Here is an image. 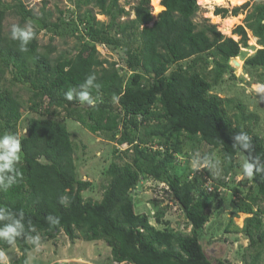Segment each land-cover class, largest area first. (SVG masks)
Instances as JSON below:
<instances>
[{"label": "trees", "instance_id": "16d2710c", "mask_svg": "<svg viewBox=\"0 0 264 264\" xmlns=\"http://www.w3.org/2000/svg\"><path fill=\"white\" fill-rule=\"evenodd\" d=\"M67 1L76 15L52 23L45 5L36 15L16 0L12 7L18 24L30 19L39 26L28 51L21 52L17 41L3 35L2 23L11 6L0 0V83L11 72L12 83L27 85L28 110L36 114L27 119L25 133L18 136L22 103L10 88L0 89V135L10 132L21 141L20 176L11 188L0 189V207L22 213L28 234L41 240H54L63 233L71 242L77 238L103 241L114 264H213L201 243L209 220L207 192L201 187L204 180L195 172L184 180L169 175L168 167L176 166L177 157L184 154L185 139L218 149L225 174L233 170L238 155L264 161V141L253 133L252 115L245 114L240 103L230 115L231 101L210 94L231 71L230 59L248 47V32L259 48L244 65L250 71L260 70L259 81H263L264 0H246L230 10L214 9V15L221 18L245 12L242 24L232 29L237 41L208 20L194 21L200 0H160L164 9L155 17L150 0H135L131 5L126 0ZM97 15L105 20H98ZM62 25L73 26L86 41L74 56L52 58L55 48L48 44L40 51L37 35L40 30L56 32ZM97 44L116 52L130 73L128 78L118 72L117 62L99 58ZM93 74L100 85L90 89L94 107L65 99L69 88L78 87ZM54 111L63 112L106 141L126 146L114 152L130 161L114 160L108 165V182L99 201L83 198L92 184L79 176L69 129L65 122L49 117ZM241 131L251 137L250 153L233 146L232 136ZM145 178L168 186L189 233L167 224L159 230L146 215L135 213L132 190ZM250 181L254 194L240 198L234 190L237 210L250 214L241 231L253 252L241 264H264V173ZM196 189L205 195L197 196ZM63 195L69 197L67 206L59 202ZM166 207L154 214L158 221ZM48 216L59 218V224H50ZM12 246L18 249L14 264H29L28 252L36 245L24 237L11 246L0 240V249L7 251Z\"/></svg>", "mask_w": 264, "mask_h": 264}, {"label": "rangeland", "instance_id": "374dc122", "mask_svg": "<svg viewBox=\"0 0 264 264\" xmlns=\"http://www.w3.org/2000/svg\"><path fill=\"white\" fill-rule=\"evenodd\" d=\"M1 1L11 6V8H8L2 23L3 35L9 36L10 26L14 23H19V18L13 13L14 9L12 7L16 4V0ZM21 1L36 15L41 14V9L45 5V11L51 14L49 21L52 23L60 19L67 21L70 20L68 18H70L72 14L76 15L74 8L67 0ZM127 1L130 5L135 2V0H126V2ZM245 1L246 0H243L242 4ZM122 2L123 0H121V3ZM240 5L237 4V6ZM198 6L199 11L194 21L202 22L203 20H208L210 23L215 24L221 33V20L224 18L214 15V9L216 7H223L230 10L236 7V5H229L228 2L223 0H217L216 2L211 0H200ZM128 8L129 6L126 7V9ZM158 13L154 14L152 8L154 17L157 16ZM238 16H241V18L230 28V35L222 33L223 35L226 37L235 36L232 35V29L242 24L245 12L234 17H226L232 19ZM96 17L100 21L105 20L101 15H97ZM132 17L133 15H131V18ZM28 21H31L34 29L39 28L38 24L33 20L28 19L26 22ZM25 23H23V25ZM81 37L82 35L74 31L73 26L62 25L56 32L40 30L37 35V40L40 51H44L48 44H51V46L55 48V51L51 54L52 58L59 55H65L66 58H70L76 54V49L79 45L86 41L85 38ZM235 37L236 39L233 37L231 38L237 41L239 37ZM252 37L251 33L248 32V47L242 48L244 50L241 49L239 56L242 62L240 70H237L236 67L228 63L231 67V71L224 75L220 83L211 88L210 94L216 95L220 99L231 101L227 109L230 115L235 111V105L237 103L242 104L244 113L252 115L251 126L253 133L264 141V93L258 94L256 92V85L264 84V78L261 83L259 81L263 73L260 70L250 71L244 65V60L259 48L254 37L255 44L252 45L249 42ZM96 48L99 52L100 59L117 62L116 69L118 72L125 79L128 78L130 73L122 66L121 61H118L116 52L109 50L102 44H97ZM181 64L185 65V62ZM5 88H10L19 97L22 103V108L20 110L22 118L17 126L18 136H21L25 133L27 119L36 116V114L28 110V97L30 95L27 89L28 86L20 82L12 83V74L8 72L0 83V89ZM49 117H54L57 120L65 122L69 129L71 140L75 147L74 159L77 172L83 180H88L92 184L87 191L82 193L83 198L99 201L102 196L103 187L108 182L105 173L108 165L114 160L119 163L130 161L129 157L122 155L119 158L114 152L115 149L119 151L124 150L126 146H118L114 142L106 141L98 135L90 133L75 120L65 117L63 112L54 111ZM182 152L184 154L177 157L178 161L176 162V166L170 165L168 167L169 175L179 176L184 180L186 175L195 172L204 180L201 186L202 188H205V184H208L212 188V192L206 195V200L209 204V220L203 228L201 239L206 257L211 260L213 264H217L218 261H221L222 264H241L242 259L249 261V255L253 252V249H250L248 246L249 240L241 231V228L243 227L245 218L250 217V214H245L237 210L234 197L235 189L239 191L237 195H239L240 198H243L247 194L255 193L250 178H241V164L245 160V157L243 155H238L233 170L230 171L229 174H225L223 169L225 163L218 149H212L205 144H198L196 141L185 139L182 145ZM197 154L201 157L207 154H214L216 158L220 159L222 163L219 174L209 170L203 164H201L198 169L193 167V158ZM219 182H223V185H219ZM195 193L197 196L204 194L198 189L195 190ZM132 197L134 199L135 213L146 215L151 225L155 228L163 230L168 225V227L176 231L189 233L190 227L180 208L175 203L166 184L155 182L150 178L141 179L132 190ZM165 205L169 207H166L163 218L158 221L154 214ZM5 252L10 257V264H14V261L18 258V249L12 246ZM27 257L29 264H114L111 260L110 249L103 241L86 242L81 238H77L71 242L63 233L54 240L42 239L39 243V247L36 246L30 250Z\"/></svg>", "mask_w": 264, "mask_h": 264}, {"label": "clouds", "instance_id": "9594fccd", "mask_svg": "<svg viewBox=\"0 0 264 264\" xmlns=\"http://www.w3.org/2000/svg\"><path fill=\"white\" fill-rule=\"evenodd\" d=\"M34 28L31 21L26 22L23 26L14 23L10 26L9 36L13 41L19 44L21 52L28 51V44L34 38ZM96 83L95 75H89L84 82L78 87L69 88L65 92V99L68 101L77 100L80 103L87 104L90 107L95 106V99L90 93V89L99 88ZM258 94L264 93V84L256 85ZM233 146L238 147L242 152L250 153L252 151L251 137L246 132H238L232 136ZM21 156V141L17 135L13 133H4L0 135V189H8L17 183L20 176L17 164ZM222 161L215 157L214 154H207L203 157L197 154L193 158V167L199 168L203 164L209 170L219 174ZM241 178H252L256 174L264 173V161L259 157L249 155L241 164ZM61 205L67 206L70 203L69 197L63 195L60 197ZM48 221L52 225L59 224V218L48 216ZM24 237L31 244L39 247V236H31L28 234L24 224L22 213L15 214L6 207H0V240L8 245H14L18 238ZM0 264H10V257L7 253L0 249Z\"/></svg>", "mask_w": 264, "mask_h": 264}, {"label": "bare ground", "instance_id": "6f19581e", "mask_svg": "<svg viewBox=\"0 0 264 264\" xmlns=\"http://www.w3.org/2000/svg\"><path fill=\"white\" fill-rule=\"evenodd\" d=\"M150 1H151V6L153 8L154 14L155 13H158L160 10L163 9V7L160 6V3H159L160 0H150ZM211 1H215L216 2L217 0H211ZM223 1L228 2L229 5H236V6H237V4H239V5L242 4V2H243V0H223ZM206 3H209V2H206ZM240 18H241V16H238V17L232 18V19L231 18H224V19H222L221 20V24H222L221 31H222V33L223 34H229L230 35V33H229L230 32V28L235 23H237L240 20ZM231 37H233L234 39H236L235 36H231ZM249 42L252 45L255 44L253 37L250 38V41ZM242 50H244V49H242ZM229 64L231 66H233V67H236L237 70H240V67H241L242 62H241V60L239 59V56H238V57H235V58H231L230 61H229Z\"/></svg>", "mask_w": 264, "mask_h": 264}, {"label": "built area", "instance_id": "2783aa9c", "mask_svg": "<svg viewBox=\"0 0 264 264\" xmlns=\"http://www.w3.org/2000/svg\"><path fill=\"white\" fill-rule=\"evenodd\" d=\"M164 184V183H163ZM205 188V191L207 192V193H211L212 192V188H211V186H209L208 184H205V186H204ZM164 188H165V186H164ZM166 190H168V189H166Z\"/></svg>", "mask_w": 264, "mask_h": 264}]
</instances>
